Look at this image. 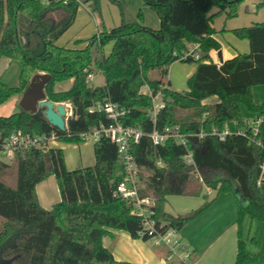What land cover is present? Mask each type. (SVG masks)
Masks as SVG:
<instances>
[{
	"label": "trees",
	"instance_id": "trees-1",
	"mask_svg": "<svg viewBox=\"0 0 264 264\" xmlns=\"http://www.w3.org/2000/svg\"><path fill=\"white\" fill-rule=\"evenodd\" d=\"M98 10V0H86ZM246 0H144L160 18L159 29L138 19L104 29L87 40L85 48H68L58 40L74 23L80 2L77 0H0V57L20 61L22 69L17 86L0 77V106L21 98L37 74L51 76L46 86L47 99L55 104L69 103L71 127L60 131L44 115L19 111L0 116V154L6 139L14 132L31 135L55 134L60 141L81 143L80 135L101 125L115 122L99 104L111 102L125 111L118 122L143 133L131 141V153L140 168V196H152V217L157 233L148 235L132 205L116 194L126 170L118 146L102 136L94 143L95 163L70 170L61 148L28 149L15 153L16 187L1 179L11 165L0 159V264H135L117 261L104 239L112 230L127 232L144 241L170 229L180 231L212 203L186 215L165 211L167 196L184 194V185L199 172L214 171L223 177L205 179L217 195L233 193L244 202L238 224V253L235 264H264V241L260 250L250 252L244 237V220L264 222V184L257 185L258 165L264 150L250 146L246 138L231 136L226 141L193 137L188 149L195 165L185 161L187 148L175 139L155 144L151 135L177 129L185 135L209 132L225 123L242 121L241 105L252 114L264 113V104L254 102L252 88L264 85V23L236 29L233 33L248 40L250 52L217 66L210 52L221 44L214 39L216 29L211 15L214 8L237 16ZM258 9L264 8L260 0ZM188 43H199L203 55L182 62L196 64L188 79V90L169 88V70L178 62L174 55ZM112 44L105 55L103 49ZM102 72L106 84L93 86L89 75ZM157 72L158 77H151ZM70 83L68 88L57 86ZM147 86L151 92L144 93ZM161 94L164 106L152 114L153 96ZM217 97L216 103L205 101ZM249 116V115H248ZM264 138V125L262 127ZM55 176L61 200L51 209L41 206L38 184ZM166 264H188L185 261Z\"/></svg>",
	"mask_w": 264,
	"mask_h": 264
},
{
	"label": "crops",
	"instance_id": "crops-1",
	"mask_svg": "<svg viewBox=\"0 0 264 264\" xmlns=\"http://www.w3.org/2000/svg\"><path fill=\"white\" fill-rule=\"evenodd\" d=\"M48 1L46 0L45 3L47 4ZM259 2L260 0H246L240 6L237 16L233 18H228L226 13H219L216 8L212 10L211 15L218 16L214 20L216 34L213 37L221 44L219 50H212L209 54L210 60L214 64L221 66L228 60L250 52L249 41L238 38L233 31L250 27L257 23H264V8H257ZM218 19L220 21L217 26V22L215 23V21ZM159 23V21L153 19L152 22L144 23V25L153 29H159ZM226 36L229 37L228 39L232 43L230 46L227 42L223 41V38ZM78 39L74 38V41ZM58 45L68 48H78L76 44L73 46H68V44ZM111 48L112 44L104 54L108 55ZM196 68V64L182 61L172 64L168 75L169 88L179 92L188 90L187 81L195 73ZM98 73H93V79L89 81H95ZM105 84L106 81L103 75V80L100 84H93V86H104ZM211 99H213L212 103L218 101L216 97H212ZM16 104L17 98H14L1 105L0 116H10L18 112L19 108L17 109ZM63 104L66 107L69 105V103ZM52 148H61L58 141L52 143ZM94 163L95 156L92 162H82L76 169L91 166ZM210 191L211 189L207 188L206 192L199 189L197 191L185 192L184 194L169 195L167 196L165 211L173 216L189 214L201 208L208 201L205 199L210 196ZM37 194L41 206L45 209H51L58 203L61 200V194L56 177L51 176L46 181L38 184ZM243 202L238 195L233 193H223L218 195L217 198L215 197L210 207L173 235L176 236V246L180 248V251H177L172 246L153 247L149 243L150 240L144 241L142 238L133 239L127 232L119 230H112L111 236L104 239V244L112 250L117 261H127L135 264H166L177 261H185L188 264H235L238 253L237 219ZM248 223H250L249 228H247ZM253 225L254 221L249 216H246L244 220V234L246 233V237L248 235L247 247L250 252L256 253L260 250V247L249 249L248 244L250 240V230L248 231V229L253 227Z\"/></svg>",
	"mask_w": 264,
	"mask_h": 264
},
{
	"label": "built area",
	"instance_id": "built-area-1",
	"mask_svg": "<svg viewBox=\"0 0 264 264\" xmlns=\"http://www.w3.org/2000/svg\"><path fill=\"white\" fill-rule=\"evenodd\" d=\"M79 1V0H78ZM174 55L179 57L178 61H183L190 57L199 59L203 52L199 43H188L180 52H175ZM220 66V65H219ZM89 80L93 79V75H89ZM151 94V92L149 91ZM154 107L152 114L155 116L157 111L164 106L161 99V94L152 97ZM96 109L103 110L108 118L115 123L109 126L101 125L100 127L84 132L80 135L82 140L98 141L103 135L110 138V140L118 146L120 161L125 166L126 176L124 180L117 186L116 194L124 199H127L132 205V214L141 218L144 229L148 235H155L157 233L156 221L152 217L154 206V198L152 196H140V168L136 163L134 155L131 153V141L138 142L143 135L142 131L137 128L123 127L118 119L125 115V111L121 110L117 104L108 102L104 105L99 104ZM73 116L71 104L67 107L66 121L70 122ZM264 125V113H256L242 118V121H234L232 124L225 123L222 128H213L209 132H200L198 134L185 135L177 129H167L164 134L157 132L152 133L151 137L155 144H164L169 139H175L178 143L187 148L185 161L188 165H195L193 159V152L188 149V141L193 137H197L200 141L207 139H218L223 142L228 137L237 135L247 139L250 146L264 150V138L262 134V127ZM58 141V137L53 133L51 135H31L25 134L22 131L12 133L5 141L2 147L1 155L9 160L15 156L17 151H25L28 149L49 150L52 148V143ZM195 173H199L195 169ZM264 184V158L260 160L258 165V180L257 185ZM177 231L170 229L165 234H158L155 237H160L163 241L170 242L169 237L174 235ZM154 237V238H155ZM167 239V240H166ZM160 244V242H157Z\"/></svg>",
	"mask_w": 264,
	"mask_h": 264
},
{
	"label": "rangeland",
	"instance_id": "rangeland-1",
	"mask_svg": "<svg viewBox=\"0 0 264 264\" xmlns=\"http://www.w3.org/2000/svg\"><path fill=\"white\" fill-rule=\"evenodd\" d=\"M44 2L46 0H43ZM78 1V0H77ZM80 6L77 12L76 19L72 26L66 31V33L58 40V44L63 45H75L78 48H85L87 40H89L93 35L102 31L104 29H111L115 26L120 25L122 22H129L138 19V15L142 12L143 15V23L152 22L153 19L155 21L160 22V18L157 13L149 6L144 4V0H98V10H93L90 3H87L86 0H79ZM218 17V16H217ZM215 16L214 20L217 18ZM233 18V17H232ZM220 19L216 20L217 26L219 24ZM160 24V23H159ZM220 28V27H219ZM222 34V33H221ZM74 38H79L74 41ZM226 36L223 38V41L227 42L230 46L232 43ZM111 44H108L103 52L106 53ZM22 69V64L20 61H10L8 58L0 57V77H2L3 81L9 86H17L19 84V77ZM3 72H5L3 74ZM151 77H158L157 72H152ZM103 80V73L99 72L95 81L90 82L91 85H98ZM70 83H64L57 86L58 88L65 89L68 88ZM144 93H149V88L145 86L143 88ZM252 95L254 102L257 105L264 104V85H257L252 88ZM17 98V109L20 107L19 102L21 98ZM14 99V98H13ZM11 99V100H13ZM216 99H218L216 97ZM213 99H209L206 101L207 104H211ZM242 112L245 116L251 114V112L244 106L241 105ZM94 143L93 140H83L81 143H70L66 141L58 140L59 147L63 148L65 153L66 164L71 169L78 168L82 162L89 163L94 160ZM13 157L12 159L5 158V156L0 154V159L8 162L11 167L7 169L3 177L1 179L5 181L8 185L12 187H16L17 184V175H16V167L15 161ZM194 178L192 181H189L184 185L185 192L197 191L202 189L203 192H206L208 188L205 184V179H214L217 177H223L221 173L214 171H205L194 173ZM210 196L207 199L208 202H213L215 197L217 198V191L211 189ZM213 195V196H212ZM210 207V206H209ZM263 222L254 221L253 227L248 229L250 230V240L248 242L249 249L257 248L262 246L264 239V224ZM247 228H249L250 223L247 224ZM246 232V230H245ZM176 236H171L169 239L170 242L163 241L160 237H155L149 241L150 245L153 247H162V246H172L180 251V248L176 246L175 242ZM245 239L247 240L248 235L246 237V233L244 234ZM167 240V239H166ZM160 242L158 244L157 242Z\"/></svg>",
	"mask_w": 264,
	"mask_h": 264
},
{
	"label": "water",
	"instance_id": "water-1",
	"mask_svg": "<svg viewBox=\"0 0 264 264\" xmlns=\"http://www.w3.org/2000/svg\"><path fill=\"white\" fill-rule=\"evenodd\" d=\"M50 81V75H35L22 95L19 106L28 112L44 115L51 125L64 132L71 127V123L66 121L67 107L63 103L55 104L47 99L45 89Z\"/></svg>",
	"mask_w": 264,
	"mask_h": 264
}]
</instances>
